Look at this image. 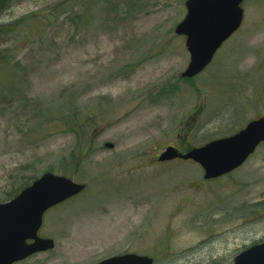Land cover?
I'll return each instance as SVG.
<instances>
[{
  "label": "rangeland",
  "instance_id": "374dc122",
  "mask_svg": "<svg viewBox=\"0 0 264 264\" xmlns=\"http://www.w3.org/2000/svg\"><path fill=\"white\" fill-rule=\"evenodd\" d=\"M61 1L10 0L0 13V57L18 77L16 95L0 99V191L10 175L72 170L75 136L52 129L54 120L88 116L100 127L72 177L86 189L44 216L40 236L55 248L15 264H95L126 253L155 264H234L264 241V143L214 180L192 161H154L168 145L196 146L198 133L231 135L264 115V0L243 2L240 29L191 79L181 76L190 55L175 33L186 0H92L95 12L77 29L82 6L57 17ZM29 17L46 29L14 25Z\"/></svg>",
  "mask_w": 264,
  "mask_h": 264
},
{
  "label": "water",
  "instance_id": "95a60500",
  "mask_svg": "<svg viewBox=\"0 0 264 264\" xmlns=\"http://www.w3.org/2000/svg\"><path fill=\"white\" fill-rule=\"evenodd\" d=\"M245 0H186V15L176 25L175 33L186 37L190 60L181 73L183 78L199 75L213 60L222 45L241 27ZM1 39V33H0ZM264 142V116L250 121L230 136L181 152L167 146L159 162L174 159L193 160L204 170V178L228 174L240 166ZM112 148L113 144H107ZM86 184L70 177L45 172L16 197L0 203V264H14L25 258L55 248V241L38 232L44 213L80 194ZM95 264H154L148 255L126 253ZM221 264V263H212ZM234 264H264V241L239 252Z\"/></svg>",
  "mask_w": 264,
  "mask_h": 264
},
{
  "label": "trees",
  "instance_id": "16d2710c",
  "mask_svg": "<svg viewBox=\"0 0 264 264\" xmlns=\"http://www.w3.org/2000/svg\"><path fill=\"white\" fill-rule=\"evenodd\" d=\"M105 3H110V2H120L121 0H103ZM77 2L80 3V5L82 6V12L79 14H75L78 18H73L72 19V24L74 25L73 27L75 29L78 28V24H80L79 26L81 28H83L85 26V24L87 23L88 19L90 18L89 14L92 10L96 9L97 3H95L92 0H63L59 3H57L53 9H52V14H56V16H60L62 14H64L66 12V10L72 5V8L74 9L77 4ZM10 8V0H0V13L5 12L6 10H8ZM34 23V18L33 17H29L27 19H23V20H19V23H15L19 24V27L21 26V28L25 29L26 31H28L29 34L31 35H35L38 34L39 32H41V29H46L44 24L41 27H35L33 25ZM39 25V24H38ZM1 31V28H0ZM0 65L3 68H6L5 70L8 72V69L10 70V77H11V83H7L6 81V77L5 76H1L0 74V99H5L8 96V92L10 91L11 93H13V95H16V82L18 80V77L16 76L15 72H14V68L13 65L9 66L10 63L9 61H7L5 59V56L0 57ZM13 68V69H11ZM11 99L7 100L10 101ZM13 102V100L11 101ZM19 102V101H18ZM21 108V107H19ZM22 109V108H21ZM82 116V115H81ZM66 119L68 120H64L63 117L60 119H56L54 121V125L52 127V129L55 128H62L64 130H67L69 127H71L72 130V134L75 136V147L73 148L71 154H70V163L72 164L73 168L70 171H60L61 175L64 176H68V177H73V175L77 172V168L80 164H82L85 159L89 156L90 151H91V144L93 142V136L95 134V131L98 129V127H100V125H97L95 123H92L89 120V117L87 116L85 120L80 121L78 123V120L75 118L73 120V118H70V116H68ZM90 122V123H89ZM204 126V124H203ZM202 126V127H203ZM85 133V134H84ZM200 136L199 139V144L198 145H192L190 144L188 147H183L179 149H181L182 151H188L193 147H197V146H201L203 144H205L208 141H211L215 138H217V136H221L225 135L226 136V131H217V132H202V133H198ZM219 134V135H217ZM197 136V135H196ZM196 136H193V138H195ZM66 160L65 157L62 158L61 160L63 161ZM20 171H24V167L20 169ZM52 172V173H57L55 171H53L52 168L46 170L45 172ZM43 174V173H42ZM41 174V175H42ZM41 175H34L33 177H26V175L24 174H16V175H10L8 177V180L6 182V186L3 188L2 191H0V203L1 202H6L11 200L12 198L16 197L23 189H25L26 187H28L29 185H31L38 177H40ZM263 203H257L255 206L258 208L259 205H262Z\"/></svg>",
  "mask_w": 264,
  "mask_h": 264
},
{
  "label": "flooded vegetation",
  "instance_id": "af4514ba",
  "mask_svg": "<svg viewBox=\"0 0 264 264\" xmlns=\"http://www.w3.org/2000/svg\"><path fill=\"white\" fill-rule=\"evenodd\" d=\"M260 117V116H259ZM258 118V117H257ZM255 119V118H254ZM46 215V214H45Z\"/></svg>",
  "mask_w": 264,
  "mask_h": 264
}]
</instances>
